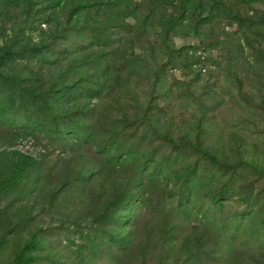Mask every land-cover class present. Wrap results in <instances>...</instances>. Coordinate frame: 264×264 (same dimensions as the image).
Listing matches in <instances>:
<instances>
[{
  "label": "rangeland",
  "instance_id": "obj_1",
  "mask_svg": "<svg viewBox=\"0 0 264 264\" xmlns=\"http://www.w3.org/2000/svg\"><path fill=\"white\" fill-rule=\"evenodd\" d=\"M18 256L264 264V0H0Z\"/></svg>",
  "mask_w": 264,
  "mask_h": 264
},
{
  "label": "trees",
  "instance_id": "obj_2",
  "mask_svg": "<svg viewBox=\"0 0 264 264\" xmlns=\"http://www.w3.org/2000/svg\"><path fill=\"white\" fill-rule=\"evenodd\" d=\"M20 158V163L24 166L34 163V160L31 157L20 154ZM15 262L18 264H29L31 262V258H22L21 256H18L15 259Z\"/></svg>",
  "mask_w": 264,
  "mask_h": 264
}]
</instances>
